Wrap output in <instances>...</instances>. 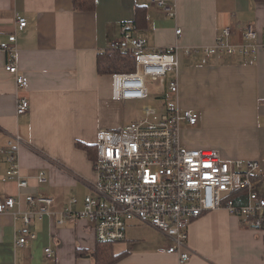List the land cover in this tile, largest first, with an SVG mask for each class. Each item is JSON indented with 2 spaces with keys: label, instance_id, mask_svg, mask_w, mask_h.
<instances>
[{
  "label": "crops",
  "instance_id": "1",
  "mask_svg": "<svg viewBox=\"0 0 264 264\" xmlns=\"http://www.w3.org/2000/svg\"><path fill=\"white\" fill-rule=\"evenodd\" d=\"M175 2L171 19L148 0H95L91 12L74 11L72 0H0V41L15 36L18 75L27 81L25 88H17L15 77L5 71L9 57L0 52V147L20 139L19 173L28 182L21 190L3 182L8 165L5 153L0 154V197L43 194L53 200V217L34 218L29 228L35 239L24 248L14 247L22 223L11 212L0 214V264H95L91 253L97 241L90 224L75 218L56 221L65 209L80 212L84 198L94 195L92 162L76 143L93 148L104 129V103H125L111 99V76L97 71L99 54L127 30L149 49L165 51L211 46L228 27L230 43L241 45L246 26L264 29V0ZM137 8L143 17L136 27ZM18 16L26 21L22 30L16 26ZM172 80L176 95L168 90ZM159 81L164 85L158 97L198 114L195 127L181 124L186 148L214 150L227 161H258L264 173L263 50L254 56L209 58L180 52L178 73ZM19 99L29 102L21 115L16 113ZM154 109L161 113L164 104ZM40 172L44 183L36 180ZM263 237L264 231L243 226L224 210L205 213L189 224L186 264H264ZM169 245L162 233L133 221L124 240L112 244L118 257L113 264H179L177 255L158 252ZM47 248L53 252L50 259L44 255Z\"/></svg>",
  "mask_w": 264,
  "mask_h": 264
},
{
  "label": "built area",
  "instance_id": "2",
  "mask_svg": "<svg viewBox=\"0 0 264 264\" xmlns=\"http://www.w3.org/2000/svg\"><path fill=\"white\" fill-rule=\"evenodd\" d=\"M148 3L163 16L175 19V0H148ZM16 26L22 30L26 26L25 19L18 16ZM176 34L180 35V30ZM231 35L232 29L228 27L211 46L184 49L172 46L161 51L149 49L129 30L125 31L110 49L129 50L134 70L111 75V99L117 103L146 100L149 83L163 79L168 73H178L180 52L186 57L209 58L254 56L260 49L264 51V29L258 32L246 26L241 45L230 43ZM14 42V35L6 42L0 41V52L9 57L5 71L15 77L17 88L22 89L27 81L18 75ZM168 90L177 94L176 80L170 81ZM28 109L27 100L16 102L18 115ZM197 122V113L181 111L176 104L166 102L161 113L145 105L141 108V118L113 131H100L92 162L94 195L84 198L80 212L65 209L59 213L56 223L60 225L71 218L85 220L96 241L104 244L123 241L133 221L145 224L169 239L170 245L158 252L177 255L179 264H186L190 258L189 224L205 213L224 210L238 218L243 226L262 230L264 173L260 172L258 161H227L214 150L186 148L181 141V124L195 127ZM19 145L20 139L15 137L7 143L6 149L0 147V154L5 153L8 165L3 182H14L21 190L28 187V182L19 173ZM36 180L44 183L46 179L40 172ZM22 203L25 209L21 208ZM52 203V198L43 194L0 197V214L11 212L23 226V232L14 240V247L24 248L35 239L29 227L35 217H53ZM71 203L75 200L71 199ZM14 209L17 210L13 212ZM52 254L51 249L44 250L46 258L50 259Z\"/></svg>",
  "mask_w": 264,
  "mask_h": 264
},
{
  "label": "trees",
  "instance_id": "3",
  "mask_svg": "<svg viewBox=\"0 0 264 264\" xmlns=\"http://www.w3.org/2000/svg\"><path fill=\"white\" fill-rule=\"evenodd\" d=\"M74 11L78 12H91L95 8V0H72ZM141 8L136 9V22L134 26L142 19ZM134 60L129 50L122 51L121 49H108L99 54L97 58V71L102 75H109L115 73H128L134 70ZM78 148L84 149L87 152L88 158L94 162L96 156V148L84 146L76 143ZM244 202V201H240ZM264 231V226L262 228ZM264 242V237H263ZM95 264H113L118 257L112 252V244H104L97 242L96 249L91 253Z\"/></svg>",
  "mask_w": 264,
  "mask_h": 264
},
{
  "label": "rangeland",
  "instance_id": "4",
  "mask_svg": "<svg viewBox=\"0 0 264 264\" xmlns=\"http://www.w3.org/2000/svg\"><path fill=\"white\" fill-rule=\"evenodd\" d=\"M163 85L164 83H161V81L149 83L147 88L149 89L150 94L145 101H128L122 105L113 104L111 101L105 102L101 112L102 124L104 126V129L102 130L113 131L124 124L131 123L135 118L141 116L140 109L142 105L153 108H162V104L166 103V99L163 97L160 98L158 95L163 88ZM162 93L163 91L161 94Z\"/></svg>",
  "mask_w": 264,
  "mask_h": 264
}]
</instances>
